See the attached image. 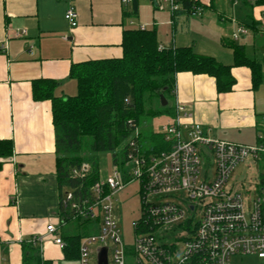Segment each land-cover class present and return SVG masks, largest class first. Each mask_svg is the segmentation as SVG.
<instances>
[{
    "label": "crops",
    "instance_id": "0c3cea01",
    "mask_svg": "<svg viewBox=\"0 0 264 264\" xmlns=\"http://www.w3.org/2000/svg\"><path fill=\"white\" fill-rule=\"evenodd\" d=\"M194 1L204 7L202 15H193L201 20L204 38L199 44L194 36L192 44L180 47L191 45L200 55L233 65V50L225 43L238 44L248 59L262 65L263 82L254 90L250 70L233 68V92L219 95L214 78L181 73L176 98L169 103L186 106L211 139L249 146L264 142V7L254 6L255 0ZM70 4L79 15L76 28L65 21ZM150 8L158 10L153 0L127 6L122 0H0V140L14 142V156L0 172V264H23L21 240L44 235L48 223L60 228L64 242L73 233L71 222L60 224L51 102L34 100L33 82L56 81V96L76 95L71 65L121 58L125 30H150L151 23L156 29L161 15L153 13V21L141 18ZM193 16L170 14L173 38L160 47L180 48L176 33L190 34ZM241 27L247 34L235 40ZM42 257L51 264H78L49 240Z\"/></svg>",
    "mask_w": 264,
    "mask_h": 264
},
{
    "label": "built area",
    "instance_id": "2783aa9c",
    "mask_svg": "<svg viewBox=\"0 0 264 264\" xmlns=\"http://www.w3.org/2000/svg\"><path fill=\"white\" fill-rule=\"evenodd\" d=\"M153 1L162 11L168 7L171 15L182 10V0ZM132 2L122 0L124 6ZM203 11L198 8L193 15ZM78 19L70 4L65 21L76 28ZM241 34H247L243 27L234 39ZM162 132L170 151L146 155L131 140L123 166L118 165L112 176L100 179L84 193L82 185L93 167L85 162L71 169L70 178L81 184L63 194L61 208L71 222L90 221L98 228L81 241L78 264H92L95 254L97 264L103 248L107 264H127L131 256L134 264H232L234 257L245 256L264 261V171L260 168L261 164L264 168V142L249 146L211 139L183 105H176L174 121ZM246 163L260 169L252 197L250 190L246 194L230 185L235 170ZM133 181L140 185L142 215L133 223L135 240L130 252L114 214L113 197ZM66 223L61 216V226ZM47 240L59 248L66 246L60 228L51 223L44 235L27 242L42 253Z\"/></svg>",
    "mask_w": 264,
    "mask_h": 264
},
{
    "label": "trees",
    "instance_id": "16d2710c",
    "mask_svg": "<svg viewBox=\"0 0 264 264\" xmlns=\"http://www.w3.org/2000/svg\"><path fill=\"white\" fill-rule=\"evenodd\" d=\"M233 1L248 3V0ZM252 4L264 7V0H255ZM181 5L182 10L172 14L173 18L193 16L198 8L204 9L194 0H182ZM160 45L155 28L125 30L121 58L71 65L69 77L77 83L74 96H56L59 85L56 81L40 79L33 82L34 100L51 102L60 203L66 191L80 187L81 182L70 178L72 168L85 162L93 167L92 174L82 185L83 193L100 182L99 153H111L113 165L123 166L131 140H135L141 153L146 155L170 151L163 132H152L145 138L139 128L146 116L166 114L175 118L176 107L170 106L169 101L176 98L177 75L191 73L212 77L219 95L233 92L236 85L233 68L246 67L250 70L254 90L263 82L262 65L248 59L244 47L238 44L225 43L233 50V65L200 55L191 47L162 49ZM162 89H165L168 107H151L155 99L160 103ZM13 154L14 142L0 140V172L4 162ZM59 210L64 220L70 223L61 205ZM76 223L82 226L83 232L65 237L64 251L68 260L79 258L81 241L97 233L98 229L90 221ZM22 247L23 264H51L43 259L34 244L25 241Z\"/></svg>",
    "mask_w": 264,
    "mask_h": 264
},
{
    "label": "rangeland",
    "instance_id": "374dc122",
    "mask_svg": "<svg viewBox=\"0 0 264 264\" xmlns=\"http://www.w3.org/2000/svg\"><path fill=\"white\" fill-rule=\"evenodd\" d=\"M153 11L154 8L153 9L150 8L144 11V14L142 15L141 18L145 17L147 21H153L152 18L153 13L157 15H161L158 18V21L156 20L157 36L161 44L167 45L171 42L173 38L172 25L171 22L169 21L170 18H168V16H170L169 8L167 7L165 11H162L160 9L154 12ZM190 20H192V31L190 34H186L187 32H183V31H179L176 33L177 35L176 40L178 41L179 47L184 46L185 44H192V38H194V36H195V41L198 42L199 44H201L200 40L204 38V34H202V30H203L202 25L200 24L201 20H199L198 17H194V16ZM151 26L152 23L147 27L150 28V30L154 29V27ZM190 46L191 45H189V47ZM171 102L173 101L171 100ZM158 103L159 100L155 99L151 107H155V108H159V106L161 107L160 103L159 104ZM169 105L171 106L170 103ZM141 121L142 122L139 131L142 133V136L146 138L150 136L152 132H162L165 129V127L169 125V123L174 121V118L166 114H159V115H154V117L146 116ZM204 151L205 154L209 158H211L210 152L206 148L204 149ZM98 161L100 166L101 180H106L107 178L113 175L116 168H119L118 166L113 165L111 153H99ZM260 168L261 170L264 171L262 164ZM259 170L260 169L258 168L257 165L252 166L251 163L241 164V166H239L235 170L230 180V185H235L236 189L239 188L241 191H243L246 194H247V190H250V196L252 197L256 190L255 188V185L257 184L256 182L259 179L258 178ZM113 207L115 208V212H114L115 217L119 222L121 236L123 237L127 249L131 252V248L135 240L133 223L137 222L142 215L141 192H140L139 182L133 181L127 184L120 191L116 192L115 196L113 197ZM95 225H97V223H95ZM81 228L82 226L76 223V221H73L72 224L70 225V229H73L71 231L73 232L72 235L82 233L83 230ZM95 248L96 247L94 246L93 249ZM96 259H97V254L93 255L92 264L96 263ZM66 264H76V263L69 262ZM127 264H134L133 256L127 258ZM232 264H264V261L257 259L256 257L253 256L234 257L232 259Z\"/></svg>",
    "mask_w": 264,
    "mask_h": 264
},
{
    "label": "water",
    "instance_id": "95a60500",
    "mask_svg": "<svg viewBox=\"0 0 264 264\" xmlns=\"http://www.w3.org/2000/svg\"><path fill=\"white\" fill-rule=\"evenodd\" d=\"M160 105L161 107H168V101L165 98V89L161 90L160 94ZM107 250L103 248L98 255V262L97 264H107Z\"/></svg>",
    "mask_w": 264,
    "mask_h": 264
}]
</instances>
